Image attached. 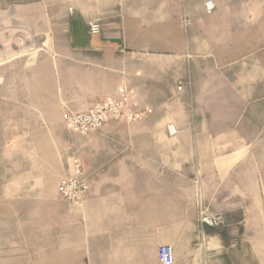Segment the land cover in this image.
Instances as JSON below:
<instances>
[{"label":"crops","instance_id":"0c3cea01","mask_svg":"<svg viewBox=\"0 0 264 264\" xmlns=\"http://www.w3.org/2000/svg\"><path fill=\"white\" fill-rule=\"evenodd\" d=\"M121 87L141 120L67 130ZM0 116V264H264V0H0Z\"/></svg>","mask_w":264,"mask_h":264},{"label":"built area","instance_id":"2783aa9c","mask_svg":"<svg viewBox=\"0 0 264 264\" xmlns=\"http://www.w3.org/2000/svg\"><path fill=\"white\" fill-rule=\"evenodd\" d=\"M207 14H211L216 10L213 1L205 4ZM185 26L188 27L190 21L185 19ZM89 31L92 35L101 33V24L99 20H93L89 23ZM189 87L190 83L179 82L178 91H183L185 87ZM120 98L112 97L97 98L93 101L92 107L87 112L67 113L64 117V124L67 130L72 133H78L88 136L97 133L101 128L114 120L126 119L129 123H133L143 118L142 115L129 113L127 111L129 104V95L126 87L119 89ZM170 137L178 134L175 125L167 126ZM58 191L60 195L71 205L81 206L86 195L89 192V185L84 175L82 164L78 160L73 161V173L68 179L61 182ZM199 222L203 227L210 229H218L225 224V217L222 214H210L201 212ZM158 260L160 264H174L175 255L171 246H162L158 250Z\"/></svg>","mask_w":264,"mask_h":264},{"label":"rangeland","instance_id":"374dc122","mask_svg":"<svg viewBox=\"0 0 264 264\" xmlns=\"http://www.w3.org/2000/svg\"><path fill=\"white\" fill-rule=\"evenodd\" d=\"M3 118L2 116H0V177H5L7 175H9V171H10V167L8 166V161L7 159L5 160V158L3 157L2 154V145L5 141V137H3L2 132H3ZM7 139V138H6ZM10 235H12L10 233Z\"/></svg>","mask_w":264,"mask_h":264}]
</instances>
